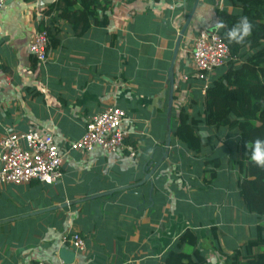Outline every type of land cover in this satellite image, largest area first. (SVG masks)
<instances>
[{
    "label": "crops",
    "instance_id": "obj_1",
    "mask_svg": "<svg viewBox=\"0 0 264 264\" xmlns=\"http://www.w3.org/2000/svg\"><path fill=\"white\" fill-rule=\"evenodd\" d=\"M57 3L0 6V136L37 131L63 156L53 184L0 185V264H60L63 247L75 253L71 264H163L187 228L195 230L207 264H228L223 253L241 247L259 223L237 196L227 146L226 168L208 163L233 137L211 129L206 136L217 144L195 155L173 131L181 108L202 109L210 80L195 74L194 38L220 28L216 10L232 5L101 0L95 22L76 35ZM37 12L46 14L53 40L44 64L28 50ZM109 106L126 112L124 143L133 157L126 149L73 148L87 121ZM73 231L84 240L81 251L62 243Z\"/></svg>",
    "mask_w": 264,
    "mask_h": 264
},
{
    "label": "trees",
    "instance_id": "obj_2",
    "mask_svg": "<svg viewBox=\"0 0 264 264\" xmlns=\"http://www.w3.org/2000/svg\"><path fill=\"white\" fill-rule=\"evenodd\" d=\"M226 1L233 10L217 9L216 17L220 36L234 59H229L210 74L202 109L189 112L187 107L181 108L173 134L195 155L211 151L217 144L216 140L211 141L206 136L211 129L233 137L215 148L223 154L211 157L208 163L226 168L223 160L227 146L229 167L237 171V196L244 211L254 215L259 223L241 247L223 255L228 264H264V168L250 160L249 147L254 140L264 139V0ZM61 3L65 5L62 9ZM77 3L79 7L74 8ZM97 7L102 8L101 0H58L57 3L58 16L70 24L76 35L95 22ZM243 17L252 25L250 35L240 44L230 42L227 32ZM42 27L50 39L49 28L41 24L38 29ZM212 172L214 168L209 174L213 175ZM206 259L205 252L198 247L195 230L187 228L168 248L163 264H207Z\"/></svg>",
    "mask_w": 264,
    "mask_h": 264
},
{
    "label": "built area",
    "instance_id": "obj_3",
    "mask_svg": "<svg viewBox=\"0 0 264 264\" xmlns=\"http://www.w3.org/2000/svg\"><path fill=\"white\" fill-rule=\"evenodd\" d=\"M7 1L9 0H0V6ZM46 17L45 13L37 12V25L44 26ZM28 50L40 64L49 59V36L43 27L36 29L31 35ZM190 56L196 76L205 83L215 68L225 65L229 59H234L220 36L219 28L201 31L194 38ZM186 77L183 75L184 79ZM125 119L126 112L121 108H105L87 121L84 133L74 143L73 148L85 152L99 148L108 153L126 149L129 156L133 157L134 150L124 143ZM62 157L50 136L42 137L32 130L19 134L7 132L0 136V185H19L31 181L53 184L61 178ZM62 243L70 244L76 251L84 249V240L76 231L65 234Z\"/></svg>",
    "mask_w": 264,
    "mask_h": 264
},
{
    "label": "clouds",
    "instance_id": "obj_4",
    "mask_svg": "<svg viewBox=\"0 0 264 264\" xmlns=\"http://www.w3.org/2000/svg\"><path fill=\"white\" fill-rule=\"evenodd\" d=\"M252 30L251 23L246 17L241 18L238 25L232 27L227 32V38L230 42L242 43ZM249 147L251 148L250 160L258 167L264 168V139L254 140Z\"/></svg>",
    "mask_w": 264,
    "mask_h": 264
},
{
    "label": "water",
    "instance_id": "obj_5",
    "mask_svg": "<svg viewBox=\"0 0 264 264\" xmlns=\"http://www.w3.org/2000/svg\"><path fill=\"white\" fill-rule=\"evenodd\" d=\"M182 33H183V30L177 36L176 44H175V47H174V55H176V52H177V49H178V43L180 42V39L182 37L181 36ZM58 254H59V258H60V260H61V262L63 264H71L73 259H74V256H75L74 251H72L71 249L65 248V247L61 248L59 250Z\"/></svg>",
    "mask_w": 264,
    "mask_h": 264
},
{
    "label": "rangeland",
    "instance_id": "obj_6",
    "mask_svg": "<svg viewBox=\"0 0 264 264\" xmlns=\"http://www.w3.org/2000/svg\"><path fill=\"white\" fill-rule=\"evenodd\" d=\"M262 224H264V222Z\"/></svg>",
    "mask_w": 264,
    "mask_h": 264
}]
</instances>
